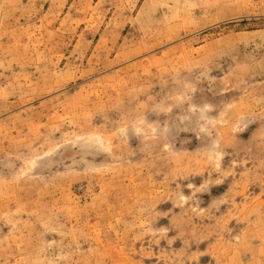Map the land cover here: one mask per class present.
Here are the masks:
<instances>
[{
    "label": "rangeland",
    "instance_id": "1",
    "mask_svg": "<svg viewBox=\"0 0 264 264\" xmlns=\"http://www.w3.org/2000/svg\"><path fill=\"white\" fill-rule=\"evenodd\" d=\"M0 264H264V0H0Z\"/></svg>",
    "mask_w": 264,
    "mask_h": 264
}]
</instances>
